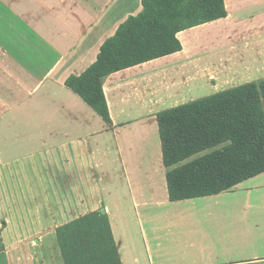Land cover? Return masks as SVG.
<instances>
[{"label":"crops","instance_id":"1","mask_svg":"<svg viewBox=\"0 0 264 264\" xmlns=\"http://www.w3.org/2000/svg\"><path fill=\"white\" fill-rule=\"evenodd\" d=\"M33 1L38 17L21 32L32 66L0 56V264H65L57 230L94 212L107 217L120 264H264V172L171 201L156 120L232 88L205 93L207 73L244 79L233 87L259 80L242 60L248 45L264 46V0H225V17L176 34L179 51L103 77L111 124L65 83L141 0Z\"/></svg>","mask_w":264,"mask_h":264},{"label":"trees","instance_id":"2","mask_svg":"<svg viewBox=\"0 0 264 264\" xmlns=\"http://www.w3.org/2000/svg\"><path fill=\"white\" fill-rule=\"evenodd\" d=\"M224 2L141 0L142 11L120 24L100 47L96 61L65 84L111 124L103 77L179 51L176 34L225 17ZM156 120L171 201L229 191L264 172V78L162 110ZM89 218L94 224L87 223ZM74 226L78 227L71 230ZM77 229L86 233L74 242ZM87 230L92 231L93 240ZM57 240L65 264H120L102 213L94 212L60 227ZM71 242L70 248L84 245L88 249H66Z\"/></svg>","mask_w":264,"mask_h":264},{"label":"rangeland","instance_id":"3","mask_svg":"<svg viewBox=\"0 0 264 264\" xmlns=\"http://www.w3.org/2000/svg\"><path fill=\"white\" fill-rule=\"evenodd\" d=\"M23 5L30 6L31 12L29 11L23 12V10H21ZM37 6H38L37 3L33 0H0V56L2 55V53L5 54V52H8L7 54H9L8 59L14 57L11 55H19L20 57L22 56L23 60L25 61L29 69L32 65L24 57L25 51L23 49V46L21 45V42H22L21 32H25V29H23V25H25V23L23 24L22 21H31V20L36 21L38 17L37 16L38 15ZM247 48L249 49L248 51L251 52L250 56L252 59L245 61V62H243L242 60V63L246 64L245 70L255 72L256 75H254V77L247 76L246 78H253V79L264 78L263 76L264 75V59L262 60V56L264 57V46H262L260 43H256L255 45L253 44L248 45ZM6 55L4 56L7 58ZM14 58L23 64L21 58L19 59L17 57H14ZM256 59H259V60H256ZM4 62L5 61L0 59V63H4ZM33 69L34 68H32L31 71ZM1 70L2 69L0 68V71ZM206 72H208L207 69H206ZM225 74H228V72H226ZM5 77L6 76L2 75L0 82L1 80L5 81ZM197 80L198 79H195V81ZM198 81L200 82L199 83L200 86L207 88V90L205 91V93H207L209 91L208 88L210 90H218L219 88L230 87V86L233 87L235 83L244 81V79L240 77L229 76V75H226V76L221 75V77H218V76L209 75L207 73L205 78H200ZM197 84L198 82L195 85ZM228 196H231V195H228ZM90 219L91 218L88 219L87 223L90 222V224H94L95 221L93 219L91 220ZM96 225L99 229V223ZM102 226L103 224L100 226V229L102 228ZM77 227L78 226H74L71 230H75ZM71 230H69L68 232H70ZM78 230L79 229L76 230L77 231L75 233L76 235L73 238L74 242H78V240L81 239L82 236L85 235L86 233L85 230L84 231L83 230L78 231ZM87 234L90 236V239L93 240L92 231L87 230ZM72 244L74 243L73 242L68 243L64 247L72 251L80 250V252H84L82 250H84V248H87L84 245H79L77 248H74V247L70 248L71 247L70 245ZM90 248H92V246Z\"/></svg>","mask_w":264,"mask_h":264},{"label":"water","instance_id":"4","mask_svg":"<svg viewBox=\"0 0 264 264\" xmlns=\"http://www.w3.org/2000/svg\"><path fill=\"white\" fill-rule=\"evenodd\" d=\"M102 212H104V210H102Z\"/></svg>","mask_w":264,"mask_h":264}]
</instances>
